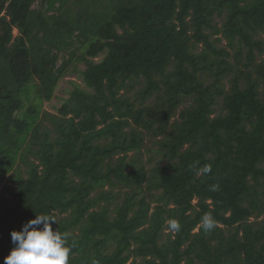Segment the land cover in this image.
Returning a JSON list of instances; mask_svg holds the SVG:
<instances>
[{"label":"trees","instance_id":"obj_1","mask_svg":"<svg viewBox=\"0 0 264 264\" xmlns=\"http://www.w3.org/2000/svg\"><path fill=\"white\" fill-rule=\"evenodd\" d=\"M263 163L264 0H0V264L35 215L68 264H264Z\"/></svg>","mask_w":264,"mask_h":264},{"label":"clouds","instance_id":"obj_2","mask_svg":"<svg viewBox=\"0 0 264 264\" xmlns=\"http://www.w3.org/2000/svg\"><path fill=\"white\" fill-rule=\"evenodd\" d=\"M201 171L209 173L211 166L205 165ZM166 223L170 231H180L177 220L170 219ZM217 223L211 213H205L200 221L204 232H211ZM53 224L56 221L49 215H35L34 219L23 223L19 231H11L13 247L3 264H68L71 248L67 234L53 230Z\"/></svg>","mask_w":264,"mask_h":264},{"label":"rangeland","instance_id":"obj_3","mask_svg":"<svg viewBox=\"0 0 264 264\" xmlns=\"http://www.w3.org/2000/svg\"><path fill=\"white\" fill-rule=\"evenodd\" d=\"M215 24H217L219 27H221L222 19L217 18L215 20ZM14 34H15V36H17L18 32L15 31ZM224 44H226V41H224ZM102 57L103 56L97 58L96 60L99 61L102 59ZM78 69H79L78 73L70 74L60 82L59 87L55 93V97H54L53 101L50 103H45L44 111H46L47 113H50L52 115H57L58 110L62 107L64 102L70 98V94L74 90L75 86L77 85V86H80L82 88L84 87V83H83L82 76H81V71L86 69V65L80 64L78 66ZM187 104H189V103H187ZM217 108H218V110H221V105L217 106ZM45 126L48 129L52 128V124L49 120L45 121ZM158 150H159V147L157 145H155L154 139L147 140L146 145H145V147L141 153V155H142L141 157L143 159V162L146 163V167L148 169L155 167V166H158V165H161V166L166 165L167 160H162V156L158 153ZM133 155H134V153H131L130 157ZM261 167L264 168V163L261 165ZM25 170H26V168L23 167V172H24L23 176L24 177L27 176V174L25 173ZM0 190H1V188H0ZM6 197L8 198V196H6ZM196 203H197V201H194V204H196ZM253 221H256V219L252 218L251 222H253ZM169 235H171V231L169 229H165L161 243H165L168 240ZM138 261L141 262L140 259Z\"/></svg>","mask_w":264,"mask_h":264}]
</instances>
